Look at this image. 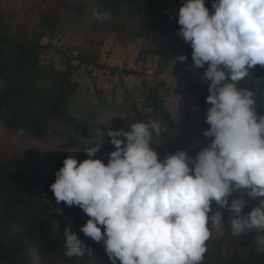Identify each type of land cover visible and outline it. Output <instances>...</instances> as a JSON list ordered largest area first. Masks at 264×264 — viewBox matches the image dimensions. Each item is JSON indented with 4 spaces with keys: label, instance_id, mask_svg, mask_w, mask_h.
Segmentation results:
<instances>
[{
    "label": "trees",
    "instance_id": "trees-1",
    "mask_svg": "<svg viewBox=\"0 0 264 264\" xmlns=\"http://www.w3.org/2000/svg\"><path fill=\"white\" fill-rule=\"evenodd\" d=\"M4 1L0 130L20 136L17 130L23 128L22 136L49 141L50 146L9 151L0 135V264H110L103 243L80 232L86 214L78 206L57 204L49 186L70 152L80 162L87 159L85 148L99 146L95 158L106 164L114 150L108 129L128 130L136 121L161 126L162 135L153 138L160 156L183 149L194 157L206 146L207 82L203 69L192 67L190 45L177 34L183 0H56L52 10H30L36 15L32 25L6 11ZM211 2L205 0L210 13ZM97 8L108 11L110 18L97 21L92 15ZM66 34L93 45L52 42ZM112 36L122 44L139 42L132 67L101 61V47ZM180 54L188 58L176 63ZM166 70L172 83L159 79ZM250 73L252 78L239 86L256 92L261 104L256 111L264 115V68L257 65ZM253 205L249 199L243 211ZM231 215L224 212L225 222ZM53 220L58 222L56 231ZM69 225L90 254L65 255L63 230ZM255 238L253 232L232 237L226 226L207 241L203 264H264Z\"/></svg>",
    "mask_w": 264,
    "mask_h": 264
},
{
    "label": "clouds",
    "instance_id": "clouds-1",
    "mask_svg": "<svg viewBox=\"0 0 264 264\" xmlns=\"http://www.w3.org/2000/svg\"><path fill=\"white\" fill-rule=\"evenodd\" d=\"M211 8L183 0L176 19L192 67L207 82L206 146L194 157L183 149L160 156L153 138L161 126L136 121L128 130L108 129L114 150L106 164L95 158L99 146L85 148L87 159L70 152L54 173L56 203L82 209L88 219L80 232L103 243L110 264H203L212 230L226 226L232 237L255 233L264 253V115L256 92L239 86L250 70L264 68V0H212ZM92 15L110 18L99 8ZM249 199L254 205L244 212ZM52 225L56 231L58 222ZM63 237L67 257L90 254L70 225Z\"/></svg>",
    "mask_w": 264,
    "mask_h": 264
},
{
    "label": "rangeland",
    "instance_id": "rangeland-1",
    "mask_svg": "<svg viewBox=\"0 0 264 264\" xmlns=\"http://www.w3.org/2000/svg\"><path fill=\"white\" fill-rule=\"evenodd\" d=\"M56 0H45L39 1L36 0H7L2 3L3 8L6 11H14L17 17L25 23L34 24L36 21V15L30 10H33L36 7H47L50 10L54 8ZM27 10V12H25ZM53 43H56L58 46L60 44L65 45H84L86 48L93 44H88L83 42V38H73L71 34H66L62 39H53ZM139 48V42L122 44L115 37H109L103 46L101 47L102 56L101 61L108 62L110 64H117L119 66L132 67V60L137 54ZM159 79L164 80L167 83H172L173 79L170 73L166 70L162 75L159 76ZM105 87L108 86L106 81L103 82ZM182 103H180L181 105ZM0 135L2 136L1 145L3 148L8 149L9 151H17L25 153L29 148L35 146H44L49 147V141H42L34 138L24 137V136H14L9 133H6L3 130H0ZM58 149L66 150V147L58 146ZM219 234L217 231L212 230V235L217 236Z\"/></svg>",
    "mask_w": 264,
    "mask_h": 264
}]
</instances>
